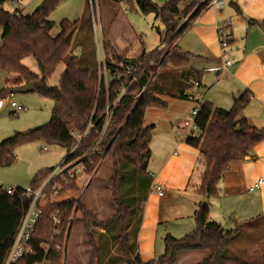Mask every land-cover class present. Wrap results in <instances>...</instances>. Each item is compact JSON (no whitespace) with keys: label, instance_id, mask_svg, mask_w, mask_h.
Returning <instances> with one entry per match:
<instances>
[{"label":"trees","instance_id":"16d2710c","mask_svg":"<svg viewBox=\"0 0 264 264\" xmlns=\"http://www.w3.org/2000/svg\"><path fill=\"white\" fill-rule=\"evenodd\" d=\"M15 1L0 0V70L23 76L26 85L32 84L33 91L53 100L54 106L46 123L15 131L0 141V168L11 165L17 158L16 147L29 142L65 148V156L71 152L68 160L81 158L87 173L94 172L101 159H109L112 177L108 186L117 207L107 220H102L88 208L83 197L77 195L66 201L47 203L29 241L30 251L15 264H67V252H63V247L76 222L88 236L91 235L90 225L102 229L101 234L117 227L115 239L119 240L126 264H176L180 253L192 251L208 252L201 264H264V243L263 258L259 263L224 254L238 226L224 229L219 222L210 219L208 200L196 203L192 231L181 237L166 234L164 251L158 258L143 261L128 241L127 221L132 207L122 201L120 185L124 177L131 180L128 174L138 172L146 177L145 193L151 191L153 177L147 167L155 124L145 123V113L152 104L166 106L165 96L192 99L188 90L195 83L201 87V71L187 67L192 55L175 41L211 0H203L200 4L197 0H166L162 5L151 0H137L141 13H154L163 23V28L157 29L161 44L165 43V46L150 51L142 46L136 58L125 57L112 49V54L103 63L107 76H103V65L96 56L89 0L81 17L60 21L61 30L56 36L51 35L55 23L49 15L61 0H42L27 14L19 7L14 10L4 7ZM178 15L189 17L179 23L175 19ZM253 25L263 26V22L250 19L249 26ZM107 45L108 42L103 41L104 48ZM77 47L80 49L78 56L71 53ZM28 56L35 58L39 73L32 72L22 62ZM62 62L66 68L59 84L49 86V78ZM128 69L131 75L127 73ZM15 89L11 86L1 88L0 97L9 96ZM250 99V93L244 92L234 98L229 109L216 107L208 101L194 105L198 106L195 121L200 132L188 134L185 141L197 147L204 159L205 167L196 187L201 197L218 196L219 181L230 163L248 156L253 147L264 140V127H256L243 114ZM86 129L87 133L78 141L77 134ZM51 169L39 170L29 186L38 189ZM71 191H81L74 180L63 184L59 192L63 195ZM147 196H143L142 202ZM31 199L24 187H16L13 194L0 187V264L5 262ZM140 224L141 220L139 228ZM92 245L95 252L87 264H96L97 246L95 242Z\"/></svg>","mask_w":264,"mask_h":264},{"label":"crops","instance_id":"0c3cea01","mask_svg":"<svg viewBox=\"0 0 264 264\" xmlns=\"http://www.w3.org/2000/svg\"><path fill=\"white\" fill-rule=\"evenodd\" d=\"M197 1L199 4L203 2ZM220 1L222 7L217 8L211 0L177 38L175 44L192 55L187 67L201 71L202 101L229 109L236 96L249 92L251 99L243 114L256 127H264V0ZM250 19L262 21L263 26H249ZM114 21L110 26L112 40L118 39L128 45L125 51L127 56H130L129 53H137L142 46L146 49L142 35L132 30L128 23H125L123 33L125 38L122 40L119 23ZM59 32L51 30V35L56 36ZM221 34L228 40L226 48L221 46L219 39ZM158 39L157 45L150 50L163 45L160 34ZM111 44L114 45L112 41ZM227 61L231 64H227ZM4 82H11L10 78H5ZM15 83L18 86L14 92L26 86V82L23 84L19 79ZM13 93L7 97L12 98ZM164 99L167 101L166 106L152 104L145 113L147 124H151L152 119L159 116L162 118L160 122H164L161 126L157 124L158 121L153 122L155 129L150 141L149 159L153 182L161 183L163 195H158L156 191L149 192L143 202V214L136 239L137 251L145 262L156 259L163 253L167 233L181 237L190 232L194 226L193 214L196 203L201 199L196 191L200 179L193 181L201 154L197 147L183 139L180 130L186 114L193 109L195 102L190 98L165 96ZM4 105L5 103L0 110ZM161 109L167 111L164 113L165 118L156 114ZM20 111L12 107L10 113L17 114ZM0 134L5 135L6 131ZM12 134L5 135L3 139ZM35 143L38 146L44 145V150H48L44 143ZM259 178L264 180V140L257 143L248 156L230 163L219 181V195L208 199L210 219L219 222L217 216L224 218L225 224L219 222L224 229H231L237 223L242 226L241 230L228 241L226 251L231 257L256 261L246 258L243 246L246 245L245 247L249 249L254 245H261L263 250L264 183L251 193L247 191V187ZM14 186L23 187L18 183ZM253 235L259 238L254 245L250 244ZM191 253L193 252H186L183 258L189 259ZM180 256L181 254L176 264H180L182 258Z\"/></svg>","mask_w":264,"mask_h":264},{"label":"rangeland","instance_id":"374dc122","mask_svg":"<svg viewBox=\"0 0 264 264\" xmlns=\"http://www.w3.org/2000/svg\"><path fill=\"white\" fill-rule=\"evenodd\" d=\"M92 1V2H91ZM157 4H163L166 0H151ZM42 2V0H18V2H8L5 4V8L8 10H14L19 7L23 14L31 13L34 9ZM101 4V5H100ZM87 6V0H61L56 8L50 13L49 19L54 21L55 25L52 29L53 32L60 31V21L67 18L70 20H76L85 11ZM89 6L92 14V25H93V36L96 48L97 59L103 65L104 59L109 57L112 53V49L120 54L123 53L125 57L136 58L141 49L137 53H129L130 56L125 54L126 46L124 42L118 39L112 40L111 25L114 23H119L121 31V39L124 40V29L125 23L129 24L130 28L134 30L138 35H142V39L145 43L147 51L155 47L159 42V33L156 30L158 27L163 28L162 22L156 17L154 13L143 14L140 12V8L137 0H89ZM189 15H178L175 17L179 23L186 20ZM157 19V20H156ZM122 24V26L120 25ZM118 27V26H117ZM103 41L108 42L106 48L103 46ZM111 41L114 43L112 46ZM129 43V41L127 42ZM165 43L158 48H163ZM135 49V48H134ZM74 55L80 54L79 47L75 48L73 52ZM133 56V57H132ZM23 63L35 73H39V68L37 62L33 56H28L23 60ZM66 68L64 62L60 63L51 77L48 80L49 86H55L59 84V79L61 74ZM103 76H107L108 72L105 71L104 65L102 70ZM5 78H10L11 82H4ZM20 80L21 83H25L26 79L15 73H6L0 70V89L4 86L11 85L13 87L18 86L15 81ZM10 87V86H7ZM7 97V96H6ZM11 100L16 101L18 104L25 106V110L20 111L17 114H11L10 111L12 107L10 103L6 100L4 107L0 110V132H5V135H10L15 131H24L30 127L36 125H42L46 123L51 116V112L54 106V101L42 97L35 91L32 92H14ZM193 103V102H192ZM151 112V109H150ZM150 112L148 115H150ZM167 112L161 109L157 115H163ZM187 113L185 118L190 116ZM159 116L156 119H152L153 122H157L159 126L163 125L164 122L161 121ZM5 135L0 134V139L3 140ZM0 140V141H1ZM48 150H44V145L38 146L35 142H29L21 144L15 149V154L17 155L16 160L9 166L0 168V185L5 189L8 185L14 186L16 183L23 187H28L31 183L32 177L36 171L42 170V168H49L56 166L62 160V157L66 154V149L58 145H47ZM204 159L201 156V161L197 167L193 181H198L200 179V173L204 170ZM148 171L152 169V165H149L148 161ZM49 174V173H48ZM83 178L78 181V186L80 187V192L65 193L51 195L53 198H58V201L69 200L73 195L83 197V201L87 204L88 208L91 209L98 218L102 220H107L117 209L114 203L112 190L108 186L110 179L112 177V163L109 159L101 161L97 164L94 172L87 173L83 171ZM126 176V174H125ZM130 181L126 180L120 185V197L124 203L130 204L132 207L131 215L128 218V241L131 245L135 246L137 250L136 233L139 228V222L143 214L144 203L142 198L145 195H149L146 190V177H142L138 172L128 174ZM142 177V178H141ZM153 177V176H152ZM46 179V178H45ZM44 182V181H43ZM55 184L60 185L58 182ZM54 184V185H55ZM50 190V189H49ZM204 197L200 200L204 201ZM209 203V202H208ZM210 206V204H209ZM219 222L225 224V219L221 216H217ZM189 219H187L188 221ZM183 221V219H182ZM180 221V222H182ZM194 221V217H193ZM186 222V221H184ZM192 231L195 228V221ZM242 225V224H241ZM238 226V231L241 230L240 223L235 224L233 228ZM91 235H87L80 226L79 222H76L72 227L69 235L68 241H66L63 252H67V264H87L90 255H92L95 250L93 248L92 242H95L97 246V257L96 264H126L125 258L122 255L119 240L115 239L118 233L117 227L112 228L110 231L101 234L102 229L90 225ZM232 229V228H231ZM246 230V228H244ZM237 231V232H238ZM181 235V234H178ZM183 235V234H182ZM236 235V234H235ZM252 240V241H251ZM250 244L254 245L259 241L258 236L253 235ZM262 242H264L262 240ZM261 242V244H262ZM246 258L254 259V262H261V256L263 258V250L261 245H254L249 249L245 247ZM248 249V250H247ZM189 259L183 258V254L180 253L182 258L180 264H201L203 257H205L207 251H192ZM226 256L230 254L225 251ZM180 256V257H181ZM235 258V257H233ZM182 262V263H181Z\"/></svg>","mask_w":264,"mask_h":264},{"label":"built area","instance_id":"2783aa9c","mask_svg":"<svg viewBox=\"0 0 264 264\" xmlns=\"http://www.w3.org/2000/svg\"><path fill=\"white\" fill-rule=\"evenodd\" d=\"M92 2V1H91ZM213 4L217 8L222 7V1L213 0ZM221 46L226 48L228 46V40L224 34L219 36ZM2 45V37L0 30V47ZM227 64H231L230 61H227ZM264 71V66H263ZM127 73L129 75L132 74L131 70L128 69ZM136 80V78H135ZM202 89L195 83L189 90V96L195 101V104L202 102ZM9 101L10 105L16 108L17 111L23 110L25 107L23 105L18 104L16 101L11 100L8 97H4L0 99V108L3 106L5 101ZM198 112V106L193 107L191 110L190 116L186 118L181 127V135L183 139L186 138L188 134L196 135L200 132V127L195 121V117ZM87 133V129L83 133L77 134L78 141ZM71 152L64 156L59 164L53 166L46 179L42 183V185L34 190L30 186L25 188V193L27 196H31V202L28 208L22 215L19 226L15 233V236L9 246L7 251L4 264H15L19 261L27 252L30 251L29 241L31 239L32 233L35 229V225L38 221V218L41 214L42 208L51 201H56L58 198H53L51 195L58 194L60 189L63 187V184H68L70 181H75L78 184V181L83 178V171L85 170L83 162L81 158H77L74 160H68ZM58 182L60 185L55 184ZM264 183L262 178L257 179L253 184L247 187L248 192H253L261 187ZM55 184V185H54ZM7 193L13 194L16 191L15 186H7ZM50 189V190H49ZM151 191H156L158 195H163V188L161 183H152ZM45 264V263H41Z\"/></svg>","mask_w":264,"mask_h":264},{"label":"water","instance_id":"95a60500","mask_svg":"<svg viewBox=\"0 0 264 264\" xmlns=\"http://www.w3.org/2000/svg\"><path fill=\"white\" fill-rule=\"evenodd\" d=\"M34 89L33 85L32 84H27L26 86L22 87V88H19L17 91L18 92H32ZM208 198L207 197H204V201H207ZM78 204L76 205V208H77Z\"/></svg>","mask_w":264,"mask_h":264}]
</instances>
